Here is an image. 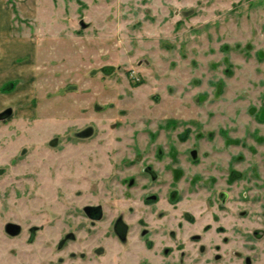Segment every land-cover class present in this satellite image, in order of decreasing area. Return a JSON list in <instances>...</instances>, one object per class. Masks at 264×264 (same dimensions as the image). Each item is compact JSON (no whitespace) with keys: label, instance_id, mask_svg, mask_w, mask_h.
<instances>
[{"label":"rangeland","instance_id":"obj_1","mask_svg":"<svg viewBox=\"0 0 264 264\" xmlns=\"http://www.w3.org/2000/svg\"><path fill=\"white\" fill-rule=\"evenodd\" d=\"M64 1L0 85V264H264V0Z\"/></svg>","mask_w":264,"mask_h":264},{"label":"crops","instance_id":"obj_2","mask_svg":"<svg viewBox=\"0 0 264 264\" xmlns=\"http://www.w3.org/2000/svg\"><path fill=\"white\" fill-rule=\"evenodd\" d=\"M64 2L0 0V85L7 78L25 79L36 74L33 61L42 41V28H48V37L52 36V29L61 21Z\"/></svg>","mask_w":264,"mask_h":264},{"label":"flooded vegetation","instance_id":"obj_3","mask_svg":"<svg viewBox=\"0 0 264 264\" xmlns=\"http://www.w3.org/2000/svg\"><path fill=\"white\" fill-rule=\"evenodd\" d=\"M217 198L221 202L224 201L225 196L223 194V191L217 192ZM81 211H82L83 216L86 218H89V219H101V216H102L101 215L102 208L99 204H83L81 206ZM120 223H121V220H120ZM75 225H76L77 231H78L80 229L79 227L82 228L85 225V223L83 221H77L75 223ZM114 226H115V228L117 227V222H116V224H114ZM31 229H33V228L30 227V228H28V231H27V234H28L30 239H32V236H33L32 231H30ZM251 233L256 234L258 232L256 229H252ZM30 239H29V241H31ZM92 239H93V236L91 237V240ZM70 240H72V239L69 236L68 237H62V235L58 236V238L56 239V242L54 244L55 249L52 251V255L47 256L48 260L51 261L48 264H76V263H71L75 259L77 260V262L86 261L87 263H91V261H94L95 263H99L98 262L99 258H101V260L103 261V262H101V264H117L118 263L114 259H110V260L107 259L106 260L105 255L102 254V252L98 255H94V254H92L91 256L90 255H83L84 253L87 254L88 252H90V250H91L90 248L92 246L91 244L89 245L87 250L85 249V251H82V249H80L79 246L75 245L78 251L84 252L83 254L76 253L75 251H73L71 254L61 253V252H64L70 244H72V242ZM59 241H61V243ZM88 244L89 243H85V244H83L82 247H84V246L87 247ZM89 258H92V260H90ZM113 260H114V263H113ZM119 263H121V262H119ZM128 263H130V262L129 261H123V264H128ZM132 264H138V262H135Z\"/></svg>","mask_w":264,"mask_h":264},{"label":"water","instance_id":"obj_4","mask_svg":"<svg viewBox=\"0 0 264 264\" xmlns=\"http://www.w3.org/2000/svg\"><path fill=\"white\" fill-rule=\"evenodd\" d=\"M2 113H3V114H7V113H9V109H8V108H5V109L3 110Z\"/></svg>","mask_w":264,"mask_h":264}]
</instances>
